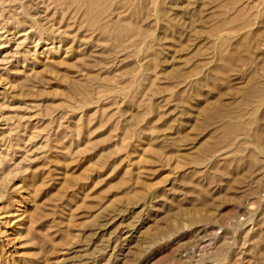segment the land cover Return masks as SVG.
I'll return each instance as SVG.
<instances>
[{
    "label": "rangeland",
    "instance_id": "obj_1",
    "mask_svg": "<svg viewBox=\"0 0 264 264\" xmlns=\"http://www.w3.org/2000/svg\"><path fill=\"white\" fill-rule=\"evenodd\" d=\"M0 264H264V0H0Z\"/></svg>",
    "mask_w": 264,
    "mask_h": 264
}]
</instances>
